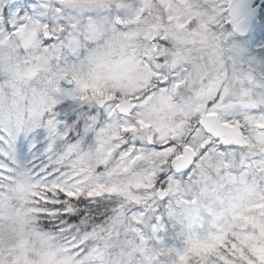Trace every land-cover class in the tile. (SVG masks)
<instances>
[{
	"label": "snow or ice",
	"instance_id": "snow-or-ice-1",
	"mask_svg": "<svg viewBox=\"0 0 264 264\" xmlns=\"http://www.w3.org/2000/svg\"><path fill=\"white\" fill-rule=\"evenodd\" d=\"M0 264H264V0H0Z\"/></svg>",
	"mask_w": 264,
	"mask_h": 264
}]
</instances>
